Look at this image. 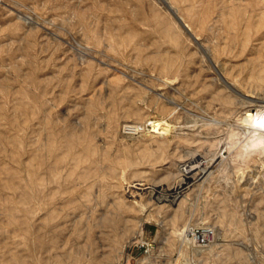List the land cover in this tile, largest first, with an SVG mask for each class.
Listing matches in <instances>:
<instances>
[{
  "label": "rangeland",
  "instance_id": "1",
  "mask_svg": "<svg viewBox=\"0 0 264 264\" xmlns=\"http://www.w3.org/2000/svg\"><path fill=\"white\" fill-rule=\"evenodd\" d=\"M263 99L264 0H0V264H233L230 187L165 198Z\"/></svg>",
  "mask_w": 264,
  "mask_h": 264
},
{
  "label": "bare ground",
  "instance_id": "2",
  "mask_svg": "<svg viewBox=\"0 0 264 264\" xmlns=\"http://www.w3.org/2000/svg\"><path fill=\"white\" fill-rule=\"evenodd\" d=\"M256 103H258L255 106L257 111L253 108L254 106H249V109L242 115L241 123L237 125L238 132L233 129L230 131L231 142L224 144L212 158L200 160L194 157L183 164L180 169L183 172L181 179L170 187V196L165 198V201H168V198L172 197L173 202L182 204L183 201L180 198L186 197L193 186L201 187L200 192L203 191L207 183L214 188L223 186L224 192L230 187L232 193L227 192L228 194H226L228 206L221 209V215L226 218L228 239L225 243L230 252L228 259L233 264H264V245L261 246L259 243L261 226L264 227V211L260 210L257 203L253 211H241L242 205L244 206L242 204L244 198L233 197V194L238 191L248 194L253 187L251 181L259 179V176L262 183L259 190L264 192V115H260L264 110V99ZM151 125L153 126L151 132L158 135H166L171 127L167 122L160 121L152 122ZM163 126L165 128H162ZM125 129L134 133L139 128L134 125H126ZM226 152L231 153V157L226 156ZM211 168H215V170L211 171ZM252 170L255 171V178H253ZM222 180L225 181L222 182ZM233 201H236L237 206L231 205ZM263 201L264 199H260L258 204L261 205ZM185 228L182 232L184 239L188 238V232L192 229L190 226ZM211 229L214 238L205 251L209 250V253L217 258L214 259L217 262L220 254L215 253L216 241L220 237L217 226H212ZM189 244L195 248V251L197 250V253L205 252L203 248H199L193 242L190 241ZM188 246L184 245L186 251L189 250Z\"/></svg>",
  "mask_w": 264,
  "mask_h": 264
},
{
  "label": "built area",
  "instance_id": "3",
  "mask_svg": "<svg viewBox=\"0 0 264 264\" xmlns=\"http://www.w3.org/2000/svg\"><path fill=\"white\" fill-rule=\"evenodd\" d=\"M260 115H264V110L261 111ZM191 228L192 229L188 232L189 234L187 239L193 242L199 248L206 249L214 238V233L211 227L201 225Z\"/></svg>",
  "mask_w": 264,
  "mask_h": 264
}]
</instances>
